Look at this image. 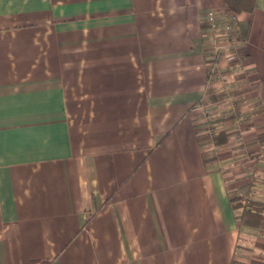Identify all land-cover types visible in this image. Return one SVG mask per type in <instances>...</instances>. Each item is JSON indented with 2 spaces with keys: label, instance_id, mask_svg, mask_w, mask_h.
Instances as JSON below:
<instances>
[{
  "label": "crops",
  "instance_id": "obj_1",
  "mask_svg": "<svg viewBox=\"0 0 264 264\" xmlns=\"http://www.w3.org/2000/svg\"><path fill=\"white\" fill-rule=\"evenodd\" d=\"M225 8L0 0V264H254L231 198L264 202V0L237 14L246 56L221 60L244 113L215 144L203 31Z\"/></svg>",
  "mask_w": 264,
  "mask_h": 264
},
{
  "label": "built area",
  "instance_id": "obj_2",
  "mask_svg": "<svg viewBox=\"0 0 264 264\" xmlns=\"http://www.w3.org/2000/svg\"><path fill=\"white\" fill-rule=\"evenodd\" d=\"M204 23L203 36L207 42L209 54V86L215 92L213 84L220 78H224L221 60H230L229 64L232 67L239 65L243 56H246L241 49L247 43V37L239 30L237 14L228 15L226 10L222 12L216 9L208 10ZM208 97V94L204 97L199 119L202 134H213L217 130L215 119L219 111L218 107L227 104L228 107L233 108L235 105L234 95L229 93L216 102L210 101Z\"/></svg>",
  "mask_w": 264,
  "mask_h": 264
},
{
  "label": "trees",
  "instance_id": "obj_3",
  "mask_svg": "<svg viewBox=\"0 0 264 264\" xmlns=\"http://www.w3.org/2000/svg\"><path fill=\"white\" fill-rule=\"evenodd\" d=\"M228 15L238 14L241 10H253L256 4V0H224ZM240 30V29H239ZM228 133L225 131H219L215 135H213V140L217 144H222L227 140ZM201 138L209 137L207 134H201ZM227 155L226 150L218 151L217 156H225ZM238 199L236 197H232L234 208L242 207V212L239 215V222L241 225H247L250 227H255L257 229L264 230V202H253L249 201L248 204L242 202H235ZM255 245L262 247L264 250V237H258L255 240ZM254 264H264L262 260H254L252 261Z\"/></svg>",
  "mask_w": 264,
  "mask_h": 264
},
{
  "label": "rangeland",
  "instance_id": "obj_4",
  "mask_svg": "<svg viewBox=\"0 0 264 264\" xmlns=\"http://www.w3.org/2000/svg\"><path fill=\"white\" fill-rule=\"evenodd\" d=\"M240 73V72H239ZM240 77H244V75H236L234 74V76H226L223 79L220 78V82L219 84H217V87L214 88L215 92H210L208 93V98L210 101L212 102H216L218 99H220L223 96H226L228 93L234 95V107H228L227 104L221 105L220 107H218V112H217V116L215 119V126L216 128L218 127L217 122L218 120H221L223 118H229V117H234L237 118L239 122L240 121V117L243 115L244 113V109H243V103L242 101H240V99L237 98V96L235 95V93L232 92H227V91H231L233 89H241V82H239L238 80H240ZM245 78V77H244ZM245 100V99H244ZM243 100V101H244ZM215 106H213L214 108ZM240 124V123H239ZM219 131H214L213 134H207L210 138V140L213 141V143H215V141L213 140V135H215L216 133H218ZM217 144V143H215ZM224 151L225 149H221V151ZM240 202V201H237ZM264 237V230H257V237ZM255 239V240H256ZM255 240H254V249L252 253H247V257L248 259H250V262L254 261V260H259L262 262V260L264 261V250L262 249V247L255 245Z\"/></svg>",
  "mask_w": 264,
  "mask_h": 264
}]
</instances>
